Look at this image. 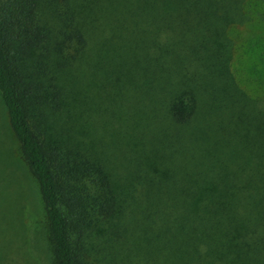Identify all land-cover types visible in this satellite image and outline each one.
I'll list each match as a JSON object with an SVG mask.
<instances>
[{
  "label": "trees",
  "instance_id": "trees-1",
  "mask_svg": "<svg viewBox=\"0 0 264 264\" xmlns=\"http://www.w3.org/2000/svg\"><path fill=\"white\" fill-rule=\"evenodd\" d=\"M90 1L0 3V264L34 236L32 264H264V104L229 70L247 1L111 5L91 53Z\"/></svg>",
  "mask_w": 264,
  "mask_h": 264
},
{
  "label": "rangeland",
  "instance_id": "rangeland-1",
  "mask_svg": "<svg viewBox=\"0 0 264 264\" xmlns=\"http://www.w3.org/2000/svg\"><path fill=\"white\" fill-rule=\"evenodd\" d=\"M3 0H0V3ZM246 5L244 7L245 11L249 15V21L244 24H231L228 29V34L230 39L233 40V48L232 54L229 61V70L231 75L234 78L236 85L244 91V93L250 97L251 100H254L257 103V106H261L264 104V0H246ZM137 5L136 0H91L89 5L92 6L90 15L86 16L85 19L89 23H94L95 25H99L98 28L95 29L93 27V38L90 40L89 51L91 53L92 49H96L95 46H101V40L107 39L110 35L109 25L112 23H116L118 21L117 17L112 16V10L108 9L111 5ZM41 5H46L42 3ZM44 7V6H43ZM41 7V17L42 19L51 21L48 18V14L45 13L46 9ZM115 13H119L120 10H115ZM123 17V16H122ZM121 17V18H122ZM120 19V21L130 22L128 19ZM101 30L103 33L101 34ZM106 34V35H104ZM97 44V45H96ZM90 46H93L90 47ZM103 54V51L101 52ZM89 74V73H88ZM88 78L99 79V75L91 73L88 75ZM104 90V88H103ZM105 92L107 95L111 93V88H105ZM135 96L134 92H132L131 87H127V89L122 88L120 90V95H115L114 104H106V107L111 109L110 114H114L117 104L119 103V107L122 104H126L128 110H132V107L135 105ZM113 112V113H111ZM132 114V112H131ZM119 117V115H118ZM112 123H115L119 127V120L110 116ZM6 121L5 112L3 107L0 105V121ZM6 123V122H5ZM99 132L98 128L95 126L90 127L89 134L92 133L93 138L96 139V132ZM103 140L106 141L109 138V135L105 132L102 133ZM90 142V137H89ZM3 144V135L2 128L0 123V144ZM1 147V145H0ZM104 151H108L105 148ZM43 216L41 212L36 219L34 218V223L37 225V228L43 227ZM29 234V233H28ZM33 234V233H32ZM29 236L32 235L30 234ZM34 244L33 251L30 246H28L27 252L25 249L20 251L23 259L19 258L20 256L14 255L13 258L15 260H19L20 264H32L35 258L42 259L41 256V248L36 245V238L32 240ZM5 241L1 237L0 234V249L3 251L7 247V244H4ZM30 244V242H29ZM28 244V245H29ZM3 248V249H2ZM10 255V252L7 253ZM11 254L13 255L14 252ZM39 264V263H36Z\"/></svg>",
  "mask_w": 264,
  "mask_h": 264
}]
</instances>
